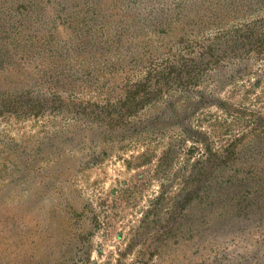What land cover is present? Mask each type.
<instances>
[{
  "label": "rangeland",
  "instance_id": "1",
  "mask_svg": "<svg viewBox=\"0 0 264 264\" xmlns=\"http://www.w3.org/2000/svg\"><path fill=\"white\" fill-rule=\"evenodd\" d=\"M0 264H264V0H0Z\"/></svg>",
  "mask_w": 264,
  "mask_h": 264
},
{
  "label": "trees",
  "instance_id": "2",
  "mask_svg": "<svg viewBox=\"0 0 264 264\" xmlns=\"http://www.w3.org/2000/svg\"><path fill=\"white\" fill-rule=\"evenodd\" d=\"M109 45H108V47H107V50H109V51H111L112 53H114V54H118V53H120V51H121V48L123 47V49H127V54H126V56L128 55V51L130 50V44H131V40H126V41H122V42H119V41H112V42H110V43H108ZM125 56V57H126ZM118 58H120V57H118ZM121 59V58H120ZM119 59V60H120ZM128 59L127 58H125V59H123L122 60V62H126ZM121 62V63H122ZM147 62L150 64V66L151 65H153L154 64V60L150 57L148 60H147ZM198 67H194V70L192 71V72H189V73H187L188 75H187V77L188 78H192L193 77V72H195L196 71V69H197ZM150 81V79H148V80H145L144 81V83H142L140 80H138V81H136V83H134L132 86H130V88H127L128 90L126 91V93L125 94H123V96H125V97H128L131 93H134V91H137V93H138V90H134V86H137L138 85V87H141V85H145L146 83H148ZM159 82H161V81H159ZM161 85V84H160ZM159 85V86H160ZM136 94V93H135ZM123 96H121V99H122V97ZM121 99H119V100H117V101H120ZM116 101V102H117ZM106 105H112L110 102L109 103H107ZM124 110H130V111H128V112H132L131 110H133L132 108H129V109H124ZM107 116V118L110 120V123H117V122H120L119 120L120 119H115V118H112V117H110V115H106ZM123 116H120V115H118L117 116V118H122ZM123 119V118H122Z\"/></svg>",
  "mask_w": 264,
  "mask_h": 264
}]
</instances>
